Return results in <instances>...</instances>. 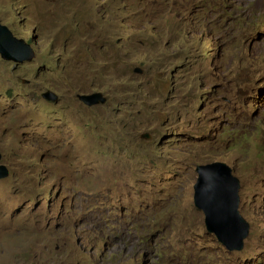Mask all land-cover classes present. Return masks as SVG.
<instances>
[{
    "label": "rangeland",
    "instance_id": "rangeland-1",
    "mask_svg": "<svg viewBox=\"0 0 264 264\" xmlns=\"http://www.w3.org/2000/svg\"><path fill=\"white\" fill-rule=\"evenodd\" d=\"M0 20L35 53H0V264H264V0H0ZM214 162L240 252L194 202Z\"/></svg>",
    "mask_w": 264,
    "mask_h": 264
},
{
    "label": "water",
    "instance_id": "water-1",
    "mask_svg": "<svg viewBox=\"0 0 264 264\" xmlns=\"http://www.w3.org/2000/svg\"><path fill=\"white\" fill-rule=\"evenodd\" d=\"M0 53L7 60L16 62L30 61L34 49L17 38L14 32L0 20ZM140 70V68H138ZM47 97L58 100V96ZM81 98L89 105L106 102L102 92L82 94ZM143 137L151 138L148 132ZM3 154L0 152V178L7 177L10 170L2 165ZM194 187V202L205 214V225L208 231L215 233L218 239L229 250H241L249 236L250 225L240 212V181L234 176L231 168L223 162L200 165Z\"/></svg>",
    "mask_w": 264,
    "mask_h": 264
},
{
    "label": "clouds",
    "instance_id": "clouds-1",
    "mask_svg": "<svg viewBox=\"0 0 264 264\" xmlns=\"http://www.w3.org/2000/svg\"><path fill=\"white\" fill-rule=\"evenodd\" d=\"M149 139H150V138H149ZM198 174H199V173H198ZM233 175H234V174H233ZM234 176H236V175H234ZM236 177H237V176H236ZM239 208H240V207H239ZM240 212H241V211H240ZM241 214H242V213H241ZM206 229H207V228H206ZM209 232H210V231H209ZM210 233H211V232H210ZM212 234H214V235H215V237L217 238V240H218V241H219V242H220L222 245H224V244H223V243H222V242H221V241L218 239V237L216 236V234H215V233H212ZM248 237H249V236H248ZM248 237H247V238H248ZM247 238H246V239H247ZM246 239H245V240H246ZM224 246H225V245H224ZM225 247H226V246H225ZM226 248H227V247H226ZM227 249H228V248H227ZM243 249H244V247H243ZM243 249H241V250H229V249H228V250H229V251H236V252H240V251H242Z\"/></svg>",
    "mask_w": 264,
    "mask_h": 264
}]
</instances>
